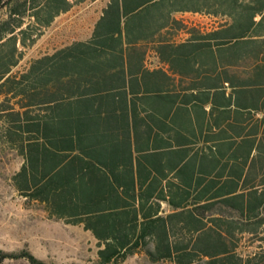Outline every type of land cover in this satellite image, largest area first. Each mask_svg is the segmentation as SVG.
Listing matches in <instances>:
<instances>
[{
	"label": "trees",
	"instance_id": "trees-1",
	"mask_svg": "<svg viewBox=\"0 0 264 264\" xmlns=\"http://www.w3.org/2000/svg\"><path fill=\"white\" fill-rule=\"evenodd\" d=\"M83 1L0 0V148L22 159L11 177L15 191L41 205L48 217L89 231L96 240V264H119L139 252L151 262L264 264V115L251 121V136L221 145L227 177L195 183L202 186L187 210L153 216L144 197L151 184L141 191L144 168L138 164L160 154L137 153L138 123L131 140L122 123V97L126 89L134 95L129 106L136 116L138 104L152 105L147 99L161 91L165 74L145 69L123 85L120 71L106 74L104 68L115 57L109 52L123 47L199 51L205 64L195 71H203L204 84L223 79L229 86L222 91L230 89L228 95L240 100L237 107L264 114V0H108L89 40L35 57L12 72L55 17ZM176 12L220 21L201 32L175 20ZM174 26L187 31L184 42L165 35ZM115 120L119 132L93 129V122L105 121L113 128ZM240 130L234 126L233 137ZM175 142L183 143L178 137ZM150 238L153 246L147 245ZM16 259L49 264L27 249L0 250V263Z\"/></svg>",
	"mask_w": 264,
	"mask_h": 264
},
{
	"label": "crops",
	"instance_id": "crops-1",
	"mask_svg": "<svg viewBox=\"0 0 264 264\" xmlns=\"http://www.w3.org/2000/svg\"><path fill=\"white\" fill-rule=\"evenodd\" d=\"M95 1L85 0L57 16L58 18L66 17L73 8L81 6L75 12L79 15L80 21L75 25V30L82 33L86 21L90 27L87 34L81 35L80 38L72 42H84L91 38L94 24L102 15V10L108 2L107 0L101 6L93 20ZM187 15L208 18L210 23L201 24L187 20ZM172 17L185 24L187 28L194 26L201 32L216 27L220 21L216 17L192 12H176ZM161 32H165V29ZM165 35L175 43L184 42L188 38L187 31L176 26L169 28ZM72 42L57 49L68 46ZM109 53L114 54L115 57L107 61L108 64L104 66L105 73L112 74L120 71L122 81L125 83L123 85H126L128 79L134 74L138 76L139 72L145 69L160 70L165 74L160 77V80H163L159 82L161 91L147 99L152 105L144 106V108L137 102V113L134 117L129 106L130 98L134 95L126 89V96L122 97L126 103L122 123L131 140L133 124L135 121L138 123V154H160L159 158L140 160L138 164L144 168L140 170V179H143L141 191L151 184L144 197L148 199L147 206L152 208L153 216H166L187 210L192 206L195 193L205 182L217 179L219 174L221 179L227 177V166L224 170L221 169V165L226 163L225 158L220 156L221 145L227 140L239 142L244 134L250 135L251 121L264 114L261 111L237 107L235 104L240 100L235 99L233 95H228L230 89L222 91V88L229 86L225 80L216 79L211 87L204 84L203 71H195L202 70L204 67L205 59L202 52L188 48L138 46L123 47L119 51ZM199 54L200 57H198ZM216 65L219 69V65ZM137 83L136 89L142 93L143 86L140 84L141 82ZM95 97L97 96L93 93V104L97 102ZM114 99L116 100V97ZM94 108L95 106H93V110ZM118 113L115 114L118 115ZM119 122L115 120L113 128H111V122L105 121L102 126L93 122V129H113V132L116 133L120 131ZM234 126L241 128L239 137H233L232 128ZM146 135L149 136L147 139ZM177 137L183 143H176ZM161 142L164 145H159ZM133 147L132 145L131 151L135 154ZM131 165H135L134 161ZM247 166L248 162L245 164L241 178L245 175ZM197 182L202 185L199 184L195 188L194 185ZM151 239L148 240V246L154 245ZM169 239L171 238L169 237Z\"/></svg>",
	"mask_w": 264,
	"mask_h": 264
},
{
	"label": "rangeland",
	"instance_id": "rangeland-1",
	"mask_svg": "<svg viewBox=\"0 0 264 264\" xmlns=\"http://www.w3.org/2000/svg\"><path fill=\"white\" fill-rule=\"evenodd\" d=\"M107 0H96L93 5V20ZM81 8L72 9L66 17L55 18L44 29L36 42L25 48L23 57L12 69L22 71L28 62L38 56L51 53L80 36L87 34L89 24L80 33ZM3 13L0 14L2 17ZM187 20L209 24L210 20L197 15H187ZM22 159L15 152L0 148V250L5 252L27 249L37 259L49 264H96V240L81 225L65 223L61 219L48 217L43 207L25 201L13 188L11 177L19 169ZM0 264H29L23 259L4 260ZM119 264H172L168 261L151 262L144 253H135Z\"/></svg>",
	"mask_w": 264,
	"mask_h": 264
}]
</instances>
